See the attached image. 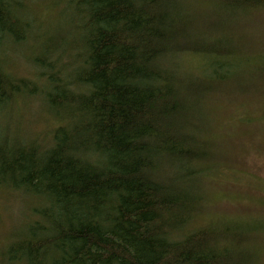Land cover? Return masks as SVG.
<instances>
[{"label": "trees", "instance_id": "1", "mask_svg": "<svg viewBox=\"0 0 264 264\" xmlns=\"http://www.w3.org/2000/svg\"><path fill=\"white\" fill-rule=\"evenodd\" d=\"M201 1L66 0L40 42L25 2L0 0V110L42 92L57 121L46 146L0 127V191L41 201L0 264H257L238 228L192 227L216 156L209 106L244 58L211 37L216 22L202 26ZM204 2L228 16L264 9ZM23 45L39 50L41 84L12 70ZM187 55L204 66L182 71Z\"/></svg>", "mask_w": 264, "mask_h": 264}, {"label": "rangeland", "instance_id": "2", "mask_svg": "<svg viewBox=\"0 0 264 264\" xmlns=\"http://www.w3.org/2000/svg\"><path fill=\"white\" fill-rule=\"evenodd\" d=\"M203 1L207 0L199 3L202 26L216 22L211 37L228 38L244 58L230 85L209 106L211 125L218 131L216 156L204 163L211 162V169L200 181L204 205L192 227L230 224L238 228L252 238L249 246L256 250V263L264 264V9L247 13L238 10L228 16L223 9ZM23 2L39 25L40 42L56 33L65 17L66 0ZM32 50L29 45L16 48L12 70L21 78H35L32 80L41 84L44 70L32 62ZM33 51L39 52L36 46ZM203 66L202 57L187 55L181 70L197 72ZM258 82L261 84L255 88ZM56 122L42 92L19 98L0 110L4 132L43 146L51 140ZM37 200L21 191H0V248L17 239L29 224L34 208L39 207ZM241 248L246 249L243 245Z\"/></svg>", "mask_w": 264, "mask_h": 264}, {"label": "bare ground", "instance_id": "3", "mask_svg": "<svg viewBox=\"0 0 264 264\" xmlns=\"http://www.w3.org/2000/svg\"><path fill=\"white\" fill-rule=\"evenodd\" d=\"M58 5V4H57Z\"/></svg>", "mask_w": 264, "mask_h": 264}]
</instances>
